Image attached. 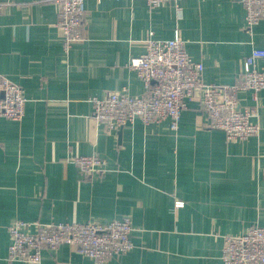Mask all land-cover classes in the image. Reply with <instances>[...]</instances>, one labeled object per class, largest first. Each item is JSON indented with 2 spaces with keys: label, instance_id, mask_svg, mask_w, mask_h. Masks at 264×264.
<instances>
[{
  "label": "crops",
  "instance_id": "1",
  "mask_svg": "<svg viewBox=\"0 0 264 264\" xmlns=\"http://www.w3.org/2000/svg\"><path fill=\"white\" fill-rule=\"evenodd\" d=\"M0 75L26 97L21 121L0 118V264L8 262V225L107 224L131 219L133 249L108 264H222L224 235L264 224V91L255 107L260 132L228 142L209 129L197 99L178 129L139 120L110 134L92 117L91 98L125 89L143 93L128 67L149 35L167 40L179 27L188 55L212 86L236 83L252 49H264V18L251 31L239 0H87L84 40L66 52L52 0H0ZM264 71V59L258 61ZM96 154L100 178H84L70 159ZM182 202L176 208L175 202ZM39 264H94L72 247L44 250Z\"/></svg>",
  "mask_w": 264,
  "mask_h": 264
},
{
  "label": "built area",
  "instance_id": "2",
  "mask_svg": "<svg viewBox=\"0 0 264 264\" xmlns=\"http://www.w3.org/2000/svg\"><path fill=\"white\" fill-rule=\"evenodd\" d=\"M57 7L56 27L61 31V45L66 52L73 44L84 40L83 25L87 0H52ZM135 1V0H113ZM147 7L173 4L178 19L182 0H142ZM245 9V27L250 31L264 18V0H239ZM1 7V5H0ZM144 51L133 57L128 67L136 72L143 84V93L129 95L125 89L112 91L102 98H91L93 119L107 133L139 120L143 125L168 122L170 130L178 129L182 112L197 99L205 125L224 132L228 142H244L260 132L255 107L240 108L238 94L250 91L253 100L264 91V71L258 61L264 59V49H252L245 58L239 79L232 85L212 86L202 80L203 65L188 55L179 27L171 39L149 37L143 41ZM26 97L15 82L0 75V118L21 121ZM84 178H100L106 172L102 157L76 155L70 159ZM182 202H175L181 207ZM8 262L39 264L44 250L54 251L60 245L72 247L94 264H108L133 249L131 219L124 217L107 224L30 223L20 219L8 227ZM222 264H264V224L248 228L240 235H224Z\"/></svg>",
  "mask_w": 264,
  "mask_h": 264
}]
</instances>
